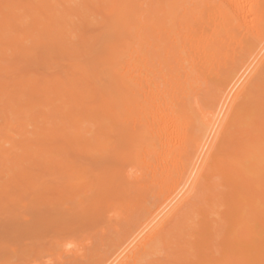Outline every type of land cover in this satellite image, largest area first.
Wrapping results in <instances>:
<instances>
[{
    "label": "bare ground",
    "instance_id": "1",
    "mask_svg": "<svg viewBox=\"0 0 264 264\" xmlns=\"http://www.w3.org/2000/svg\"><path fill=\"white\" fill-rule=\"evenodd\" d=\"M112 205L70 264L264 261V0H0V208Z\"/></svg>",
    "mask_w": 264,
    "mask_h": 264
},
{
    "label": "rangeland",
    "instance_id": "2",
    "mask_svg": "<svg viewBox=\"0 0 264 264\" xmlns=\"http://www.w3.org/2000/svg\"><path fill=\"white\" fill-rule=\"evenodd\" d=\"M1 207L2 208H0V232H1L0 233V264H22L24 261H27L26 264H35V263L46 264L51 259H52L51 261L52 264L53 263L55 264V262L57 261L60 262L61 259H63L62 262L64 263L66 262L65 264H70V263L80 262L83 260L82 259L83 257H79L77 259H74L72 262L69 261L70 259H72L73 254H75L76 252L78 254L84 252L88 256L92 253L94 254V252L96 251L97 253L100 251L104 252L103 250L106 247L105 246L104 248L102 247L103 244L101 241V238L104 236L103 231L107 232L106 239L104 242L109 246L112 244L111 238L114 237V239L116 240V237L118 238L119 235L114 231H112L113 229H110L108 224L110 221L112 223L113 222L115 223L116 220L118 219L117 215L125 211L124 210L125 206H116V205L101 206L100 214L96 218V221L90 220V217L82 215L79 218H74L72 220L65 221L64 223L62 222L60 225H54V223L50 225H45L42 224L45 223L43 222V220H45L44 215L46 214L47 211H48L47 212L48 215H52L50 212H53L52 209L50 208L48 210L47 209L45 210L41 208L42 206H34V208L33 206H31V209L29 211L28 209H25L23 206L21 207L7 206V208L5 206H1ZM65 207L66 206H59L61 210L62 209L64 210ZM9 208L11 211L9 210ZM41 210L43 212H41ZM27 216L29 217V219H27L28 221L26 220ZM39 224L43 229L40 227ZM116 234L118 236H116ZM110 241L111 243H109ZM39 245L41 246V249L39 248ZM36 246H38L37 249L35 248ZM13 247L20 248L19 252L14 253ZM21 249L22 252H20ZM25 251H27V254L25 253ZM23 264H25V262ZM60 264L62 263L60 262Z\"/></svg>",
    "mask_w": 264,
    "mask_h": 264
},
{
    "label": "snow or ice",
    "instance_id": "3",
    "mask_svg": "<svg viewBox=\"0 0 264 264\" xmlns=\"http://www.w3.org/2000/svg\"><path fill=\"white\" fill-rule=\"evenodd\" d=\"M261 264H264V261H262Z\"/></svg>",
    "mask_w": 264,
    "mask_h": 264
}]
</instances>
